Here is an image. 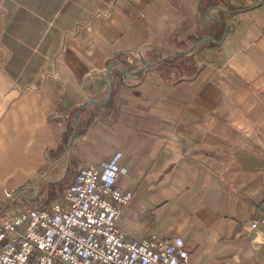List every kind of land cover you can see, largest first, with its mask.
<instances>
[{
    "label": "crops",
    "instance_id": "1",
    "mask_svg": "<svg viewBox=\"0 0 264 264\" xmlns=\"http://www.w3.org/2000/svg\"><path fill=\"white\" fill-rule=\"evenodd\" d=\"M84 103L74 162L119 153L127 237L264 264V0H0V203L63 155Z\"/></svg>",
    "mask_w": 264,
    "mask_h": 264
},
{
    "label": "built area",
    "instance_id": "2",
    "mask_svg": "<svg viewBox=\"0 0 264 264\" xmlns=\"http://www.w3.org/2000/svg\"><path fill=\"white\" fill-rule=\"evenodd\" d=\"M119 153L99 165L79 166L73 181L47 207L0 213V264H189L180 238H129L117 226L131 193ZM6 196L10 193L6 192ZM264 214L250 223L255 228Z\"/></svg>",
    "mask_w": 264,
    "mask_h": 264
},
{
    "label": "rangeland",
    "instance_id": "3",
    "mask_svg": "<svg viewBox=\"0 0 264 264\" xmlns=\"http://www.w3.org/2000/svg\"><path fill=\"white\" fill-rule=\"evenodd\" d=\"M67 144L68 143H66V145ZM67 160L70 161V163L68 164V166H65L64 164ZM74 161V154L71 146L67 156L50 170L46 180H44L42 184H40L37 188L29 189L23 195L12 199L9 204L0 209V213L6 210H18L21 207L49 206L53 201H56L62 195L66 187L73 181L80 166ZM38 180L39 179H37V181ZM33 183L24 185L21 189L26 188ZM19 190L20 189H18L17 191ZM14 193H10V196H6V199L10 198Z\"/></svg>",
    "mask_w": 264,
    "mask_h": 264
},
{
    "label": "water",
    "instance_id": "4",
    "mask_svg": "<svg viewBox=\"0 0 264 264\" xmlns=\"http://www.w3.org/2000/svg\"><path fill=\"white\" fill-rule=\"evenodd\" d=\"M196 45H197V44H196ZM196 45H195V46H196ZM195 46H194V47H195ZM194 47H193V48H194ZM188 52H189V51H182V52H180V51H172V53H173V54H176V55H185V54H187ZM167 56H168L167 54L162 55V56L160 57L159 61L155 62V63L152 64V65H148V66H146L145 69L148 70V69H150L151 67H153L154 65H157V64L162 63V62L167 58ZM122 74H123V75H127V74L124 73L123 71H122ZM111 94H112V85H111V83H110V85H109V89H108V98H107L106 102H108V101L110 100ZM90 102H92V104H94V105H100L98 102L93 101V100L90 101ZM106 102H105V103H106ZM87 104H88V103H84V104H82V105L79 107V109H78V111H77V113H76L75 120H74V131H73V133H72V135H71V137H70V139H69V141H68V144H67V146H66V148H65V151H64L63 155H62L57 161H55V162H53V163H51V164H49V165L47 166V168L43 171V173H42V175H41V177L39 178L38 181L34 182L33 184L29 185V186L26 187V188L20 189L19 191L15 192L10 198H8V199H6L4 202L0 203V209L3 208V207H5L7 204H9V203L12 201V199H14V198H16V197H18V196H21V195H23L24 193H26L29 189H35V188H37L40 184H42V183L44 182V180H46L47 175H48V173L50 172V170H51V169H52L57 163L61 162V161L67 156V154H68V152H69V150H70V148H71V146H72V144H73V141H74L75 131H76V128H77L78 123H79V118H80L81 110H82L83 107L86 106Z\"/></svg>",
    "mask_w": 264,
    "mask_h": 264
}]
</instances>
